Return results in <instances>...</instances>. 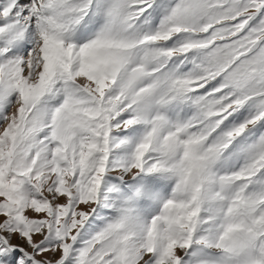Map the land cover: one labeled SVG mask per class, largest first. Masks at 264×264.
Returning <instances> with one entry per match:
<instances>
[{
	"label": "snow or ice",
	"instance_id": "snow-or-ice-1",
	"mask_svg": "<svg viewBox=\"0 0 264 264\" xmlns=\"http://www.w3.org/2000/svg\"><path fill=\"white\" fill-rule=\"evenodd\" d=\"M0 264H264V0H0Z\"/></svg>",
	"mask_w": 264,
	"mask_h": 264
}]
</instances>
